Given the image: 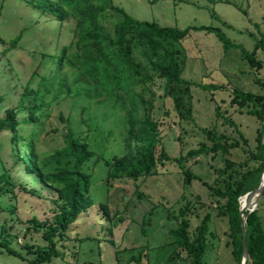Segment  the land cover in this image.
I'll return each instance as SVG.
<instances>
[{
    "label": "rangeland",
    "instance_id": "1",
    "mask_svg": "<svg viewBox=\"0 0 264 264\" xmlns=\"http://www.w3.org/2000/svg\"><path fill=\"white\" fill-rule=\"evenodd\" d=\"M31 1L0 0V53L6 51L0 61V119L8 109L17 107L38 68L50 77L56 75L57 57L73 41V17L55 22ZM96 2L107 6L102 22L106 34H114L122 17L112 7L122 9L133 19L162 27L217 28L234 46L225 48L213 33L191 31L182 42L186 59L183 77L196 84L190 91L191 118H180L173 99L163 97L164 81L159 78L149 84L155 97L150 92L144 95L153 102L152 119L158 125L162 146L170 157H184V164L165 162L151 176L109 181V166L105 162L95 165L96 157L89 164L93 175L90 196L95 205L82 213L64 236L55 237L63 256L53 258L50 264H139L141 253V264H193L187 251L173 244L170 232L186 219L193 239L207 216L210 218L203 263L238 264L233 255L229 217L220 212L224 201L214 189H224L228 181L241 180L260 163L256 156L264 123L252 114V103L241 107L234 102L233 91L264 95V50L255 49L257 43L264 45V0ZM21 33V42L11 50V41ZM242 49L255 56V65ZM47 58L51 62L46 68ZM63 66L60 78L41 88L45 103L50 104L41 114V133L36 144L41 163L51 160L64 145L69 130L79 140L88 136L90 149L105 160L124 156L128 117L122 106L115 98L101 95L94 83L75 67ZM201 85L221 88L209 90ZM32 88L38 86L34 84ZM139 113L142 116L143 111ZM10 139L8 132L0 137V175L11 174L15 185L7 186L9 191L0 195V244L9 243L21 257L11 256L0 247V264H34L37 249H49L45 229L37 227L35 221L53 222L59 212L58 194L38 183L27 172L23 160L17 161ZM218 141L229 151L219 149L188 156L191 150L203 145L212 148ZM234 143L238 147L231 148ZM160 151L158 147V155ZM26 154L23 147L22 156ZM185 170L195 177L189 183ZM102 204L108 205V214ZM257 209L264 225V195Z\"/></svg>",
    "mask_w": 264,
    "mask_h": 264
},
{
    "label": "trees",
    "instance_id": "2",
    "mask_svg": "<svg viewBox=\"0 0 264 264\" xmlns=\"http://www.w3.org/2000/svg\"><path fill=\"white\" fill-rule=\"evenodd\" d=\"M32 3L44 15L52 16L55 22H63L71 17L76 22L72 43L63 49L60 58L57 57L56 75L50 77L46 72L41 73L38 68L27 83L17 107L8 109L6 116L0 119V137L5 132L10 133L11 150L17 161L23 160L27 172L34 175L38 183L53 189L58 194L59 212L54 216L53 222L40 224L35 221L37 227L45 229L44 237L49 249L38 248V257L34 264H50L53 258L63 256L57 249L58 241H55V237L64 236L69 226L77 222L82 213L95 205L90 196L93 175L89 172V164L96 157L95 165L105 162L109 166L107 172L109 181L151 176L157 171L158 166H163L165 162L184 164V157L172 158L162 146L158 125L152 119L153 102L147 101L144 95L150 92L152 97H155L156 93L149 84L159 78L164 81L163 97L173 99L180 118H191L190 91L196 84L183 77L186 59L183 58L182 47V42L190 36L191 31L213 33L225 48L234 45L217 28L194 27L179 30L162 27L157 23L133 19L122 9L112 7L111 9L122 17L115 25L114 34H106L102 22L106 17L107 6L97 4L96 0H32ZM21 39L22 33L11 41V50L17 48ZM261 48L264 50V45L257 43L255 49ZM242 51L244 56L255 65V56L244 49ZM5 54L6 51L0 53V61ZM50 60L47 58L46 68L50 65ZM64 64L79 70L84 78L94 83V87L101 92V95L115 98L126 112L128 142L127 153L124 156H113L105 160L103 155H97L90 149L88 136L84 140H79L73 131L69 130L64 137V145L56 150L51 160L41 163L36 144L41 133V114L50 105L45 103L41 88L53 79L60 78L59 73ZM62 82L66 83V81ZM34 84L38 89L32 88ZM201 87L209 90L221 88L216 85H201ZM233 92L234 102L241 107L252 103L255 106L252 114L264 123V95H254L240 90ZM185 97L189 99L187 102L184 100ZM141 110L142 116L139 113ZM21 116L26 117L19 120ZM88 129L92 131L91 127ZM263 138L264 130L259 137L256 156L260 161L258 167L245 173L241 180L234 183L228 181L224 189L213 188L217 197L224 201L220 206V212L229 217L233 255L238 264H241L243 252L240 199L256 190L261 183L264 173ZM23 147L27 151L25 156H22ZM158 147H161L160 155L157 154ZM235 147H238V143L231 145V148ZM219 149H223L225 153L229 151L218 141L212 148L203 145L199 149L191 150L188 156H200ZM184 174L188 183L195 178L190 171L185 170ZM7 186L15 187L11 174L0 175V195L9 191ZM101 207L108 214V205L102 204ZM244 215L247 217L246 240L249 264H264V225L259 209L252 213L246 211ZM209 218L206 217L193 239L190 238L189 222L186 219L182 220L178 229L170 232L174 238L173 244L187 251L193 264H204ZM0 247L11 256L21 257L11 249L9 243H2ZM143 256L144 254L141 253L137 260L139 264Z\"/></svg>",
    "mask_w": 264,
    "mask_h": 264
},
{
    "label": "water",
    "instance_id": "3",
    "mask_svg": "<svg viewBox=\"0 0 264 264\" xmlns=\"http://www.w3.org/2000/svg\"><path fill=\"white\" fill-rule=\"evenodd\" d=\"M264 195V173L262 175L261 183L259 187L247 193L244 197L240 199V215L242 219V232H243V252L241 264H249V251L246 240V219L247 217L244 215L246 211L250 213L254 212L257 209L259 200ZM243 202V203H242Z\"/></svg>",
    "mask_w": 264,
    "mask_h": 264
},
{
    "label": "bare ground",
    "instance_id": "4",
    "mask_svg": "<svg viewBox=\"0 0 264 264\" xmlns=\"http://www.w3.org/2000/svg\"><path fill=\"white\" fill-rule=\"evenodd\" d=\"M243 203V202H242Z\"/></svg>",
    "mask_w": 264,
    "mask_h": 264
}]
</instances>
